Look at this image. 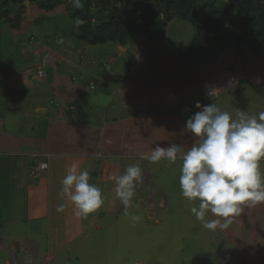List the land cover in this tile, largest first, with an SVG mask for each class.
Listing matches in <instances>:
<instances>
[{"label": "crops", "instance_id": "1", "mask_svg": "<svg viewBox=\"0 0 264 264\" xmlns=\"http://www.w3.org/2000/svg\"><path fill=\"white\" fill-rule=\"evenodd\" d=\"M38 1L25 0L19 29L13 30L0 21V227L5 223L15 226L14 236L10 235L13 245L30 250L31 255L40 250V245L38 237L29 239V234L45 237L47 252L38 262L69 264L74 260L75 264H87L93 250L106 249L103 254L108 256L114 244L126 251L131 261L138 262L135 235L128 239L123 233L129 227L135 228L131 220L135 197L126 212L116 196L115 182L109 178L113 172L123 174L127 166L137 163L146 176L149 172L153 175L152 170L160 175L163 168L158 163H139L137 155L146 151L136 149L135 142L139 136L136 130L144 127L146 113L142 100H135L140 91L128 89L132 80L119 81L126 74H109L112 64L126 73L130 71L133 62L127 61L128 51L135 55V49L115 45L112 55L89 50L74 38V19L64 6L46 10L39 7ZM61 38L64 43H58ZM104 64L111 65L112 70L106 71ZM40 69L45 70V78L37 77ZM91 82L96 89L90 88ZM246 91L238 102L253 107V114L264 111V104L253 100L254 92ZM41 163H47L48 169L39 177L32 176L31 170ZM73 163L79 170H88L89 182L97 185L104 197V205L87 218L76 216L75 205L61 195V180ZM145 182L142 187L148 185ZM142 187L136 186L135 191L145 200L149 195L140 192ZM20 195L25 212H10L11 219L4 220L5 210L13 211ZM61 204L64 210L58 212ZM240 215L243 218L231 217H238V229L232 230L237 243L242 249L247 245L261 247L264 229L258 219H264V203L244 206ZM140 222H144L143 217ZM117 226L122 229L116 232ZM20 228L29 233L24 240ZM105 228L112 242L97 244L94 238L98 239ZM226 237L225 232L224 240ZM140 245L144 248L148 242L140 240ZM115 255L112 253L110 258L117 264ZM27 256L29 260L24 264H30ZM102 256L100 264H109Z\"/></svg>", "mask_w": 264, "mask_h": 264}, {"label": "rangeland", "instance_id": "2", "mask_svg": "<svg viewBox=\"0 0 264 264\" xmlns=\"http://www.w3.org/2000/svg\"><path fill=\"white\" fill-rule=\"evenodd\" d=\"M66 11L68 12L67 9ZM97 15L99 16V13ZM169 27L168 34L162 41H148L143 37L131 41V46L128 48L135 49L136 54L132 52L128 57V62L130 60L133 62V66L130 64V71L126 73L124 69L122 71L114 64H112L113 70L112 67L108 70H112L109 73L111 75L116 72L126 74L127 76L120 78L119 81L132 80L133 85H128V89L134 88L140 91L138 93L140 96H136L135 100H142L146 113L142 120L144 127L136 130L139 136L135 138V142L136 149L146 150L143 153L150 152L157 144L167 147L173 143L187 151L195 142V138L186 131L185 126L187 120L198 111L195 107L197 102L201 105L215 103L222 111L230 112L233 118L238 108L254 112L251 106L247 107L243 103L239 105L238 98L230 93L231 91L235 93L236 89L242 86L243 94L247 92L246 90L248 92L252 90L253 100L264 104V58H259L251 52L241 56L238 50L231 48L212 64L200 68L192 67L178 58L175 48L177 44H189L194 36L193 30L187 22L182 21L179 23L174 21ZM87 46L89 50L103 51L104 55L107 51L110 55L111 51L115 50V44L112 43L104 46ZM129 74L134 77L131 79ZM243 78L248 79L251 84L240 85V79ZM208 85H212L214 89L217 85L221 90H216L210 96L208 91L212 89H208ZM124 86L127 88V85L122 87ZM143 153L137 155L139 163L149 162L141 159ZM180 163L181 160H177L174 164L161 160L157 164L163 166L160 175L155 174L158 172L156 170H152L153 175L150 172L147 176L143 173L142 181L140 185H137L140 188L141 184L146 183L145 181L148 183L140 190L141 193H148V198L144 200L137 194L131 209L133 215L139 214L140 211L144 222L135 223L134 230L129 227L123 233L128 239H132L135 235L134 249L138 250L135 252V260L140 261H131L132 258L127 256L126 251H121L114 244L108 256L103 254L106 249L93 250V254L86 260L87 264H100L101 255H104L103 259L109 261V264H116L110 258L112 253L116 254L113 258L117 259V264H184V262L187 264H264V244L261 247L247 245L242 249V246L237 243L238 238L234 236L232 230L238 229V222L235 226L238 217L229 218L230 222L226 227L216 230L205 229L201 221L198 223L191 214L190 208L194 204L198 206L199 201L189 202L181 195ZM20 197L21 195L18 196ZM8 210H5L4 220L11 219L10 212L24 213L22 198L15 202L13 211ZM208 218L217 219L210 214ZM259 221L263 222L264 229V219L260 217ZM146 223H151L152 226L157 225V227L147 226ZM33 226L38 228L40 224H33ZM14 227L7 223L0 227V264L8 262L13 264L11 258L14 256L17 258V264H24L27 262V255L30 256V264H47L45 261L38 262L47 252L45 237L39 234L30 235L20 228L25 233V238H19L26 239L27 233L30 236L29 239L33 236L38 237L40 250L32 252L31 255L30 250H22V247L16 248L15 244L13 245L14 240H11L10 235L15 233ZM119 229H122V226H117L116 232ZM246 231L247 228L244 233ZM225 232L227 233L225 242L228 243L222 239ZM99 233L98 239L94 238L97 244L104 245V243L112 242L108 239L110 232L106 228ZM261 236L264 239V231ZM140 240L148 242V245L144 247L147 249L140 245ZM16 243L19 244L20 239H17ZM241 244L245 246L244 243ZM75 263L76 261L72 260L69 264Z\"/></svg>", "mask_w": 264, "mask_h": 264}, {"label": "clouds", "instance_id": "3", "mask_svg": "<svg viewBox=\"0 0 264 264\" xmlns=\"http://www.w3.org/2000/svg\"><path fill=\"white\" fill-rule=\"evenodd\" d=\"M72 3L77 9L84 7L83 0H72ZM84 23L79 17L74 20L77 28ZM58 43H64L63 38ZM110 67L109 64L103 65L107 71ZM91 83L96 89L95 83ZM239 84L251 83L243 78ZM208 86V89L213 88ZM214 87L216 89L209 90L208 95L221 90L217 85ZM230 93L239 98L243 93L242 86L235 93ZM241 103L246 105L245 102H238L239 105ZM195 107L198 111L185 126L195 138L187 151L175 143L167 147L157 144L150 152L143 153L141 159L151 163L166 160L172 164L181 160V195L189 202L198 200V206L194 204L190 208L191 214L198 223L202 222L203 228L216 230L226 227L229 218L239 216L244 206L264 203V111L253 114L238 108L233 118L230 112L222 111L215 103L201 105L197 102ZM109 178L115 182L116 196L127 212L136 196V186L142 181V168L138 163L132 164L125 168L123 174L113 173ZM89 181L88 170H79L75 163L61 180V195L75 205V215L82 218H87L104 205L102 190ZM63 210V204L57 207L58 212ZM209 214L217 219L208 218ZM131 220L135 224L141 217L132 215ZM14 258H11L12 263L17 264V258ZM28 260L29 257L26 258Z\"/></svg>", "mask_w": 264, "mask_h": 264}, {"label": "trees", "instance_id": "4", "mask_svg": "<svg viewBox=\"0 0 264 264\" xmlns=\"http://www.w3.org/2000/svg\"><path fill=\"white\" fill-rule=\"evenodd\" d=\"M24 2L0 0V21L13 30L19 29L25 13ZM83 3L84 7L77 9L72 0L38 1L41 8L54 10L64 6L72 19L84 20L82 26H75L74 38L90 46L112 43L126 48L138 37L162 41L170 24L182 21L189 24L194 36L189 44H177L175 50L178 58L189 66L212 64L231 48L237 49L241 56L251 52L264 58V0H83ZM130 54L128 51V57Z\"/></svg>", "mask_w": 264, "mask_h": 264}, {"label": "built area", "instance_id": "5", "mask_svg": "<svg viewBox=\"0 0 264 264\" xmlns=\"http://www.w3.org/2000/svg\"><path fill=\"white\" fill-rule=\"evenodd\" d=\"M37 75L39 76V78H45L46 77V72H45L44 69L38 70ZM91 88L94 89V84L93 83H91ZM47 168H48V164H46V163L39 164L38 166L33 168V170L31 171V175L38 177L45 170H47Z\"/></svg>", "mask_w": 264, "mask_h": 264}]
</instances>
